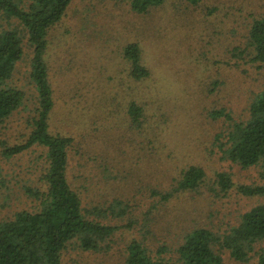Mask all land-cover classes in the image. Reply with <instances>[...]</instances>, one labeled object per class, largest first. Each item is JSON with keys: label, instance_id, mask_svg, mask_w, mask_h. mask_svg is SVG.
Wrapping results in <instances>:
<instances>
[{"label": "rangeland", "instance_id": "374dc122", "mask_svg": "<svg viewBox=\"0 0 264 264\" xmlns=\"http://www.w3.org/2000/svg\"><path fill=\"white\" fill-rule=\"evenodd\" d=\"M130 4L71 0L46 34L43 59L53 98L48 129L74 138L67 178L85 213L118 227L96 251L70 242L61 264H125L132 239L154 258L182 264L177 249L187 233L206 228L214 236L228 234L244 213L264 205V195L246 196L236 188L264 185L263 166L242 168L223 159L216 140L230 123L247 119L250 102L264 88V63L249 61L245 49L248 25L264 16V0H164L140 15ZM9 28L22 26L0 11V29ZM130 42L143 50L152 73L147 79L129 75L122 54ZM22 47L11 83L24 92L23 103L0 126V221L18 210L37 211L39 200L26 189L45 190L43 146L10 157L2 153L5 144L25 141L36 113L26 33ZM131 104L142 109L138 125ZM215 110L232 119L212 117ZM189 165L204 169V181L196 191H175ZM218 172L229 175L230 189L215 184ZM167 192L172 194L162 199ZM261 249L264 240L254 244L255 252ZM219 252L222 264L256 262L255 252L247 262L224 248Z\"/></svg>", "mask_w": 264, "mask_h": 264}, {"label": "trees", "instance_id": "16d2710c", "mask_svg": "<svg viewBox=\"0 0 264 264\" xmlns=\"http://www.w3.org/2000/svg\"><path fill=\"white\" fill-rule=\"evenodd\" d=\"M164 0H131V9L142 14ZM196 2L198 0H192ZM71 0H0V11L6 18H15L22 28L0 29V126L23 103L24 92L11 83L13 70L23 55V36L33 47L30 63V82L37 91L36 113L28 123L30 132L21 144L4 145L6 157L20 154L32 145L45 148L46 166L42 173L45 190L27 188V192L39 200L37 211L18 210L12 217L0 221V264H61L62 252L70 242H76L84 250H99L102 242L116 229L90 218L83 209L80 194L72 188L67 178V167L74 138L49 131V113L53 107L52 89L48 80L47 65L43 59L50 27L64 15ZM246 50L249 61L264 63V16L254 18L248 25ZM238 50L237 56L243 54ZM123 57L130 64L129 75L143 80L152 74L146 67L143 50L138 43L130 42L123 48ZM129 113L137 125L142 122V109L131 104ZM214 118L232 117L224 110L211 113ZM216 138L223 159L237 163L242 168L261 164L264 178V88L253 98L248 107V117L233 121L222 139ZM205 171L197 165H189L181 172L175 191H196L204 181ZM215 184L221 191L233 186L229 175L218 172ZM242 195H264V185H238ZM172 193H165L167 200ZM94 210L96 213H106ZM92 212V211H89ZM130 226V225H129ZM264 240V205L253 207L244 213L237 227L228 234L214 236L206 228H196L187 233L177 251L182 264H222L221 249L232 258L247 262L251 259L254 244ZM220 246L219 251L215 246ZM125 264H169L162 258H154L138 239L126 246ZM255 264H264V250H258Z\"/></svg>", "mask_w": 264, "mask_h": 264}]
</instances>
